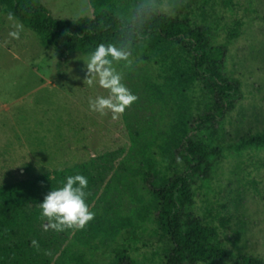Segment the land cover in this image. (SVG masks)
Listing matches in <instances>:
<instances>
[{"label": "rangeland", "instance_id": "obj_1", "mask_svg": "<svg viewBox=\"0 0 264 264\" xmlns=\"http://www.w3.org/2000/svg\"><path fill=\"white\" fill-rule=\"evenodd\" d=\"M41 1L58 19L94 16L90 0ZM196 1L199 3L145 0L137 6L152 3L157 10L171 14L189 11L199 26L210 25L213 44L229 49L221 72L239 78L242 84L235 109L224 124L215 117L202 125L207 128L204 134L194 128L189 134L196 142L209 133L215 137L224 131V149L206 161L211 179L207 186H200L202 180L196 178L200 187L189 211L218 228L227 256L211 264L241 262L239 251L264 262V150L239 151L234 147L240 144L241 131L264 129V0H233L232 6L218 0L215 7L205 5L206 17L202 0ZM256 15L259 22L253 23ZM237 19H244L240 36L229 41ZM16 23L23 26L19 39L9 35ZM90 55L71 53L63 65L53 48L43 47L33 30L0 8V166L15 167L30 177L70 166L77 174L93 177L88 178L86 203L95 218L82 230L94 234L95 226L103 231L85 244L77 239V235L82 238V230L45 231L40 223L45 238L54 239V244L47 240L54 252L56 245L65 249L74 241L78 251L86 252L98 264H109L115 250L125 244L138 264H154L167 243L151 225L135 234H130L129 227L116 232L113 225L120 226L125 218L135 220L147 204L150 185L142 171L175 123L177 99L156 98L150 90L154 72L143 64H129L116 69L138 100L117 120L110 112L102 116L92 111L89 100L109 93L98 84H84V61ZM200 118L195 112L194 120ZM195 124L191 121L190 126ZM177 150L181 153L176 154L175 165L183 167L184 151Z\"/></svg>", "mask_w": 264, "mask_h": 264}, {"label": "trees", "instance_id": "obj_2", "mask_svg": "<svg viewBox=\"0 0 264 264\" xmlns=\"http://www.w3.org/2000/svg\"><path fill=\"white\" fill-rule=\"evenodd\" d=\"M141 1L145 0H90L94 16L76 19L53 17L41 0H0V8L33 30L43 47L53 48L63 65L71 53L91 54L101 43L114 45L129 53V58L113 61V67L143 64L154 72L152 94L158 99H177L175 123L158 143L159 155L153 150L142 171L143 179L150 185V198L135 220L125 218L120 226L113 227L116 232L129 227L130 234H135L151 225L153 232L167 243L154 264H211L227 256L218 228L189 210L198 187L207 186L211 179L206 161L224 149V131L215 137L209 133L208 140L201 137L196 142L189 134L192 128L204 134L207 128L202 125L215 117L224 124L235 109L242 84L239 78H228L221 72L229 49L213 44L210 25L199 26L189 11L180 12L181 9L171 14L157 10L152 3L137 7ZM219 3L202 0V15L207 14L205 5L215 7ZM221 4L232 6L233 0H222ZM253 19V23L259 22L257 15ZM243 24L244 19L235 21L229 41L240 36ZM195 112L201 115L200 120H194ZM191 121L196 124L190 126ZM239 135L240 144L234 146L237 150H264V129L252 132L250 128ZM177 149L184 151L183 167L175 165L176 154L181 153ZM76 174V169L69 166L30 177L18 173L15 167L0 166V264H98L86 252L78 251L74 241H69L65 249L56 245L54 252L49 248V241L54 244V239L45 238L41 231L40 223L47 221L41 216L39 203L50 191L62 187L68 176ZM196 178L202 180L200 186L196 185ZM92 229L94 234L82 230V238L77 235V239L89 244L91 237L103 231L95 226ZM129 248L125 244L118 247L109 264H138ZM238 259L241 262L235 264H264L242 251L238 252Z\"/></svg>", "mask_w": 264, "mask_h": 264}, {"label": "clouds", "instance_id": "obj_3", "mask_svg": "<svg viewBox=\"0 0 264 264\" xmlns=\"http://www.w3.org/2000/svg\"><path fill=\"white\" fill-rule=\"evenodd\" d=\"M14 31L9 35L19 39L23 26L13 24ZM129 53L114 45L101 43L84 61V84L92 87L96 84L108 91L107 97L98 96L89 100L90 109L100 115L112 114V119L117 120L130 107L138 96L122 83L123 76L113 67V61H128ZM178 162L179 158H178ZM88 179L82 174L68 176L62 187L53 189L39 203L41 216L47 222L44 230L52 229L62 232L66 229L82 230L95 218V213L90 211L86 203L88 193ZM33 245L37 242L34 240Z\"/></svg>", "mask_w": 264, "mask_h": 264}]
</instances>
